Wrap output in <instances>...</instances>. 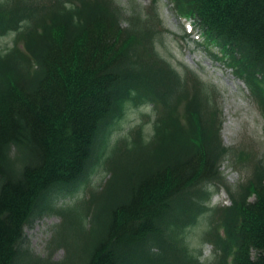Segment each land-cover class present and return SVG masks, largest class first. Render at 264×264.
Instances as JSON below:
<instances>
[{
    "label": "trees",
    "instance_id": "1",
    "mask_svg": "<svg viewBox=\"0 0 264 264\" xmlns=\"http://www.w3.org/2000/svg\"><path fill=\"white\" fill-rule=\"evenodd\" d=\"M134 1L0 0V38L12 35L0 43V264H204L203 242L211 264H264V126L259 154L225 145L218 89L160 53L159 0ZM166 1L229 55L264 113V0ZM224 162L245 171L234 188ZM221 186L229 203L210 205ZM55 213L58 261L25 235ZM79 218L72 254L63 232Z\"/></svg>",
    "mask_w": 264,
    "mask_h": 264
},
{
    "label": "rangeland",
    "instance_id": "2",
    "mask_svg": "<svg viewBox=\"0 0 264 264\" xmlns=\"http://www.w3.org/2000/svg\"><path fill=\"white\" fill-rule=\"evenodd\" d=\"M119 1V0H118ZM123 4H130V0H120ZM137 5L146 6L149 0H135ZM166 0H159L157 8L162 17V33L157 47L160 53L167 58L176 68L178 65L187 67L194 71L201 79L214 85L218 89L219 103L222 110V139L225 145L229 147L243 148L246 151H253L259 154L263 149V132L264 115L259 106L247 93L246 87H243L236 79L235 75L225 68L219 61L211 59L204 51V46H196L197 42L202 39L198 35L199 29H193L188 33L180 19ZM12 35H5L0 38L2 46L11 44ZM206 45V44H205ZM208 50V49H207ZM178 69V68H177ZM148 108H138L129 111L126 116L129 121L137 119L140 113H144ZM225 182L232 188L241 181L245 171L240 172L227 162L221 166ZM105 173V171H104ZM100 178V176H98ZM95 175L92 177L93 186H97L98 179ZM216 188V186H214ZM214 191L209 202L210 205H223L229 203V197L224 188L219 190L211 187ZM82 194L76 195L67 204L79 201ZM60 214H51L37 218L32 225L25 228L26 243L30 251L38 256L48 257L51 253V260H61L64 257L63 248H51L50 239L54 234L57 226L61 223ZM206 220L202 217L197 225L190 230V246L198 247L199 233L205 229ZM73 230L63 232V242L71 249L72 254L76 253L80 240L84 237L82 224L84 220L77 219ZM71 228V229H72ZM82 230V231H81ZM202 235V234H201ZM202 254L200 260L204 264H211L212 246L208 242L201 243ZM28 264H47L46 262H28Z\"/></svg>",
    "mask_w": 264,
    "mask_h": 264
}]
</instances>
